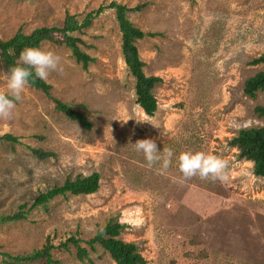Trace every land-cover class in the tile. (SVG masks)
I'll list each match as a JSON object with an SVG mask.
<instances>
[{"label":"rangeland","instance_id":"obj_1","mask_svg":"<svg viewBox=\"0 0 264 264\" xmlns=\"http://www.w3.org/2000/svg\"><path fill=\"white\" fill-rule=\"evenodd\" d=\"M111 2L144 5L128 19L144 33L135 43L143 73L161 78L152 90L156 111L149 117L135 104L113 9L74 33L93 59L85 69L54 42L60 35L42 43L61 55L63 71L44 80L49 96L27 87L13 118L0 119V136L19 140L0 142V217L23 204L27 212L23 221L0 223L1 250L20 256L70 237L89 250L87 241L115 221L125 226L118 238L135 244L145 264H264V176L229 145L239 130L264 125L255 113L264 92L243 93L246 79L264 71L251 65L264 53V0H0V39L61 27L65 13L81 20ZM6 78L0 66V93ZM55 100L91 128L68 119ZM144 138L173 150L167 168L149 166L133 149ZM30 149L50 155L40 159ZM189 150L223 158L224 178H184L176 157ZM93 173L100 176L95 193L30 209L40 193ZM51 253L61 264L88 263L76 260L71 244ZM89 253L88 264H115L98 246Z\"/></svg>","mask_w":264,"mask_h":264},{"label":"trees","instance_id":"obj_2","mask_svg":"<svg viewBox=\"0 0 264 264\" xmlns=\"http://www.w3.org/2000/svg\"><path fill=\"white\" fill-rule=\"evenodd\" d=\"M143 6L127 8L125 5L111 2L108 6H99L95 11L88 12L81 20H78L75 15L65 13L61 27L44 26L34 28L29 33H24L21 29H18L8 39H0V66L8 74L10 67L18 62V56L22 49L25 47H40L42 43L51 41L53 36L60 35L63 39H55L54 42L57 44L63 43L71 51V55L75 61L80 63L85 69L93 59L78 47L77 41L80 42V40L74 37V33H79L82 29L89 27L92 19L102 13L105 8L113 9L121 38L122 58L129 74L134 80L133 92L135 104L146 116L151 117L157 108V102L152 90L156 84L161 82V78L146 76L143 73L142 68L144 67V63L138 57L135 43L144 37V33L128 19L129 13L136 12ZM257 64H264V53L251 62V65ZM28 87L49 96L50 85L44 80L39 78L31 79ZM257 92H264V71L257 72L244 82L243 93L245 96L253 99ZM55 104V108L68 119L77 122L86 130L91 128V123L85 115L71 109L58 100H55ZM255 113L259 118L264 119V105L257 106ZM1 141L19 143L18 138L11 134L0 136ZM229 145L238 150L239 159L252 162V173L255 176H264V125L239 130L237 135L229 141ZM30 150L40 159L50 155V153L44 152L41 149ZM99 177L97 173H93L88 176L78 175L74 179L67 178L62 185L54 186L45 193H40L30 206V209L45 208L52 199L58 196L67 197L93 194L99 188ZM24 207L25 204L20 205L18 212L1 216L0 223H14L25 220L27 212L24 213L22 211ZM124 227V224L109 221L101 230L96 232L92 239L87 241L89 250L81 247L79 245L80 241L73 237H70L65 242H61L57 247L47 242L42 248L20 256H13L3 252L0 246L1 264H61L53 257L51 250L57 248L59 250L62 249V251H68L69 244L75 249L74 257L81 263L84 260L90 263L89 251H95L96 246H98L109 255L115 264H145V259L137 252L135 244L124 242L118 238Z\"/></svg>","mask_w":264,"mask_h":264},{"label":"clouds","instance_id":"obj_3","mask_svg":"<svg viewBox=\"0 0 264 264\" xmlns=\"http://www.w3.org/2000/svg\"><path fill=\"white\" fill-rule=\"evenodd\" d=\"M62 72V57L50 48L25 47L18 56V62L10 67L7 78V91L0 93V119H12L17 102L22 100L24 90L30 80H46L50 72ZM138 153H142L149 166L159 163L167 168L173 162V150L157 149L152 138L138 139L132 143ZM179 171L184 178L198 176L201 179H223L227 162L216 155L203 151H183L176 157Z\"/></svg>","mask_w":264,"mask_h":264}]
</instances>
